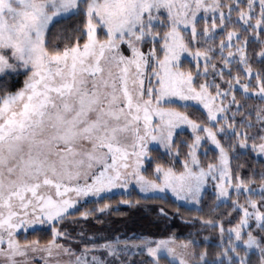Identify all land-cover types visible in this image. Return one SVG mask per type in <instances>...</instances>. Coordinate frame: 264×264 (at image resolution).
I'll use <instances>...</instances> for the list:
<instances>
[{
    "label": "snow or ice",
    "instance_id": "1",
    "mask_svg": "<svg viewBox=\"0 0 264 264\" xmlns=\"http://www.w3.org/2000/svg\"><path fill=\"white\" fill-rule=\"evenodd\" d=\"M57 20L68 21L59 34ZM261 33L264 0H0V264H32L29 254L40 251L68 257L45 264H105L88 255L115 254L111 241L84 244L79 254L57 243L64 233L55 224L81 198L131 185L199 205L209 182L219 204L232 206L227 228L198 217L218 228L221 250L210 257L193 240L148 238L141 243L154 264H254V255L264 264V173L253 188L231 164L237 148L264 158V106L257 134L235 123L240 113L252 126L236 90L264 100V70L247 53ZM256 55L264 62V47ZM186 56L195 72L182 66ZM21 74L23 86L10 90L9 78ZM185 131L182 167L155 163V178L146 175L151 147L179 160ZM209 143L218 156L205 163ZM44 225L52 239L43 247L18 239Z\"/></svg>",
    "mask_w": 264,
    "mask_h": 264
},
{
    "label": "trees",
    "instance_id": "2",
    "mask_svg": "<svg viewBox=\"0 0 264 264\" xmlns=\"http://www.w3.org/2000/svg\"><path fill=\"white\" fill-rule=\"evenodd\" d=\"M66 23H68L66 20L55 21L52 26V32L59 34L60 29ZM235 27H239V25H235ZM99 35L103 36V33L99 32ZM263 39L264 33H261L258 39L251 37L249 39L247 53L254 70H264V62L256 55L260 48L264 47V43L261 42ZM57 42L59 43L60 41ZM182 66L191 68L194 72L196 71L195 65L188 59H183ZM233 71L239 73L242 78L244 77L241 69L233 67ZM23 80L24 74L10 77L8 80L10 90L22 87ZM221 87L224 88L227 85L221 84ZM235 94L236 98L244 105V108L240 110L241 113L245 115L251 113L252 126L249 127L247 121L242 124L239 118L240 113H238L237 120L241 122V126H244L245 131L250 136L257 134L260 129V122L257 120L255 112L259 107L264 106V100L253 96H244L239 90H236ZM189 114L192 115L193 119H204L202 112L193 114V110L189 109ZM182 139L191 141L189 131H185L182 137L177 140V147L180 152L179 160L167 155L160 148H151L155 160L152 161V167H149L145 174L155 178L152 175L155 163H161L166 166L172 164L177 168L182 167L180 160L185 158L184 154L186 152L185 145L181 143ZM221 140L223 142L224 138L221 137ZM204 147L208 149V155L204 156L201 153V160L205 163L214 162L218 152L208 147L207 144ZM236 152L237 155L233 156L231 160L233 171L238 172L239 176L245 180H254L253 187L259 186L262 179L261 174L264 173V158L258 157L252 150L241 151L237 148ZM236 165L241 167L237 169ZM231 208L230 203L219 204L211 189H207L204 192L199 207L179 203L170 196H143L140 192L132 190L129 193H115L88 200L68 213L63 220L55 224V227L64 233V236L59 241L75 249L77 253H80L84 244H102L105 241L115 242L117 239H161L175 236L177 241H195L197 251L207 249L209 256L213 257L215 253L221 250L222 242L219 230L203 224L198 217L213 221L223 219L227 228L229 226V216L225 209L230 211ZM82 213H87V215L82 216ZM232 217L231 222L235 223L236 214L234 212ZM18 239L21 242L27 239L47 244L52 239L51 228L44 227L31 230L27 232V235L20 233ZM161 260L162 264H167V259L161 257ZM253 261L254 264H258L257 256H253ZM129 264H154V260L146 252H140L130 260Z\"/></svg>",
    "mask_w": 264,
    "mask_h": 264
},
{
    "label": "rangeland",
    "instance_id": "3",
    "mask_svg": "<svg viewBox=\"0 0 264 264\" xmlns=\"http://www.w3.org/2000/svg\"><path fill=\"white\" fill-rule=\"evenodd\" d=\"M257 4H258V0H257ZM246 7V5H245ZM211 23V20H209V24ZM217 23H219V21L217 20ZM202 24V22H201ZM199 27V25H198ZM99 34V33H98ZM259 37H257L258 39ZM264 41V39H263ZM193 47H203V45H194ZM188 59L189 61H191L193 64V60L190 56H186V57H182V59ZM203 67V65L201 64V68ZM234 68L237 69V67L233 66ZM241 69V68H239ZM241 71L243 72L244 74V71L241 69ZM242 78V77H241ZM209 79H211V77H209ZM242 82H247V77H245V74H244V77L242 78ZM253 86H254V82H253ZM240 92H242L241 90H239ZM242 94L244 96H246L243 92ZM251 96L255 97V98H259V96L256 94V93H253ZM249 97V96H247ZM260 99V98H259ZM225 103H227V100L225 101ZM233 111H235V107H233ZM239 115L237 114V117ZM236 125H237V128L240 129V128H243V130H245L244 126H241V122H239L236 118V121H235ZM247 125H248V122H247ZM252 125V124H251ZM259 141H257L258 143ZM208 147L212 148L210 146V143L207 144ZM151 148H160L164 153V149L162 147H151ZM254 152V151H253ZM255 153V152H254ZM201 154V153H200ZM258 157H261L260 154L258 153H255ZM174 158H176L175 156H173ZM251 187H253L252 185H250ZM207 189H211L213 190V186H212V183L209 182V184L206 186ZM253 188H258L257 187H253ZM132 190H136L138 192H140L143 196H163V197H167V196H170L172 198H174L175 200H177L170 192L167 194V195H164V194H159V195H153V194H150V193H143L138 186L136 187H132L130 185V187L128 189H124V188H120V187H117V188H113L111 189L110 191H107V192H102L100 194L99 197H102L104 195H112V194H115V193H129L131 192ZM232 196L233 198L235 199L236 198V194L235 193H232ZM99 197H96V196H89V197H83L80 199V202L74 206V210L82 205L84 202L88 201V200H91V199H97ZM244 194L241 193L240 196H239V199L240 201L243 203L244 202ZM179 203H182V204H185L187 206H193V207H199V205H195L193 204L191 201H183V200H177ZM73 210H70V212H72ZM51 228V226L49 225H44V226H41L39 228ZM39 228H34L33 230L35 229H39ZM31 231V230H29ZM20 233H24V232H20ZM61 237H57V243H62L61 241H59ZM145 239H148V238H141V239H134V240H123V239H117L115 242H113L115 245H116V248H117V251L115 254H111L109 253L106 249H97L96 251L94 252H90L89 255H88V259L91 260V257L93 255L99 257L101 260L105 261V264H129L130 260L136 256L137 254H139L140 252H146L150 257V253L147 252V249L143 247V244L141 243V241L145 240ZM151 239V238H150ZM158 240V239H156ZM63 244V243H62ZM140 245L139 247H137L136 245ZM39 245L41 247H43L44 245L46 244H41L39 243ZM178 251H179V248H178ZM79 254V253H77ZM30 256H34L35 258L32 260V264H45V259H49V260H54V259H63V260H67L68 257L67 256H61V257H52V258H47L45 256V253L40 251V252H36L35 254L33 253H30L29 254ZM153 259V258H152Z\"/></svg>",
    "mask_w": 264,
    "mask_h": 264
}]
</instances>
